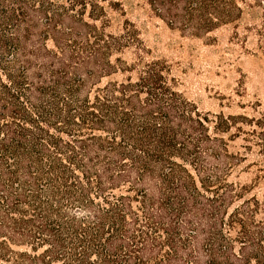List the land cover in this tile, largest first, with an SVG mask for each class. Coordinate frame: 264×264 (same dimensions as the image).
<instances>
[{
    "label": "trees",
    "instance_id": "16d2710c",
    "mask_svg": "<svg viewBox=\"0 0 264 264\" xmlns=\"http://www.w3.org/2000/svg\"><path fill=\"white\" fill-rule=\"evenodd\" d=\"M134 1L0 0V264H264L261 101L147 36L264 61V0Z\"/></svg>",
    "mask_w": 264,
    "mask_h": 264
},
{
    "label": "rangeland",
    "instance_id": "374dc122",
    "mask_svg": "<svg viewBox=\"0 0 264 264\" xmlns=\"http://www.w3.org/2000/svg\"><path fill=\"white\" fill-rule=\"evenodd\" d=\"M134 3V0H125L131 7L129 16L140 20ZM147 36L162 53L191 66L188 82L202 107L218 110V94L232 93L240 81L247 95L259 99L264 107V61L250 52L252 45H231L222 34H218L217 42L206 44L202 39L182 37L163 24L153 27Z\"/></svg>",
    "mask_w": 264,
    "mask_h": 264
}]
</instances>
